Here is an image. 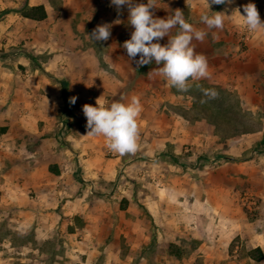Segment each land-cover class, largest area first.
<instances>
[{
    "label": "rangeland",
    "instance_id": "1",
    "mask_svg": "<svg viewBox=\"0 0 264 264\" xmlns=\"http://www.w3.org/2000/svg\"><path fill=\"white\" fill-rule=\"evenodd\" d=\"M61 1L54 0V7L58 9ZM105 1L107 9L115 7L111 0ZM241 1L245 5L255 4L264 21V0ZM134 3L146 4L147 0H134ZM94 5V0H81L77 7L95 12ZM27 8L25 5L22 12ZM240 13L243 15V9ZM232 19L230 30L237 28V32L227 33L233 42L239 43L238 54H249L254 49L264 53V30L249 32L243 27L239 30V14ZM93 20L96 23L98 16H93ZM32 26L29 23V27ZM57 26L50 31L52 39L66 42L69 49L78 50L80 46L75 45L79 44L80 33L76 26L72 24L70 31ZM92 31L89 27L82 34L85 48L91 44L88 36ZM44 36L41 33L37 40L43 41ZM245 37L249 39L244 41ZM258 43L261 49L257 47ZM98 49L104 53L103 46L99 45ZM17 52L20 56L35 55L28 53L19 42L8 50H0L1 57L9 62L12 60L7 56ZM73 53L71 51L74 57ZM44 55L41 50L38 58L42 59ZM8 76L16 87L14 83L18 79L13 77L14 74ZM60 79L58 76L57 81L51 82L59 84ZM215 90L219 93L217 99L201 103L207 97L196 89L193 108H177L193 122L210 120L214 124L213 134L209 127L197 124L194 139L186 140L178 157L173 154L174 146L170 143L165 142L163 154L157 155L153 150L155 136L161 132V121L152 115L148 116L151 122L150 135L146 138L148 143L132 156L109 151L105 138L99 136L97 145L92 148L93 156H96L93 165L104 169L103 176L94 178V184L91 180L84 183L89 186L88 191L99 193L92 220L76 218L58 222L50 219L22 224L0 214V264H264V258L257 260L259 252L251 254L260 249L264 255V126L261 125V112L240 110L235 96L218 87ZM12 96V92L6 94L2 104L9 117L16 112L10 107L15 98ZM71 96L74 97L73 93ZM75 110L72 106L70 116L63 112L57 120V139L64 153L62 159L69 155L67 145L71 142L67 135L87 130L84 113L83 121L77 120ZM69 123H75L78 128L69 130ZM168 124L166 119L162 121L165 134L171 129ZM257 130L263 132L259 139L254 134ZM144 136L140 132V140ZM8 144L0 142V150L5 151V155H0L1 161L9 167L8 173L24 178L27 184L28 164L33 158L25 150H32L37 143H13L14 149ZM145 148L148 152L142 156ZM56 159H38L36 167L42 178L45 179L43 168L47 165L52 172L59 167ZM28 195L36 199L35 192ZM171 245L177 249L170 248Z\"/></svg>",
    "mask_w": 264,
    "mask_h": 264
},
{
    "label": "crops",
    "instance_id": "2",
    "mask_svg": "<svg viewBox=\"0 0 264 264\" xmlns=\"http://www.w3.org/2000/svg\"><path fill=\"white\" fill-rule=\"evenodd\" d=\"M79 3L81 4V0H62L57 9L54 7V0H0V50H8L19 42L27 48L28 53L35 54L20 56L19 50L7 56L12 62L2 58L0 54V142L9 143L8 146L13 149V143H37L32 150H25L33 158L32 163L28 164L27 184L24 178L8 173L9 167L0 158V214L18 223L31 224L50 219L58 222L73 221L76 218L90 221L94 217V203L99 193L88 191L89 186L84 183L88 180L93 183L94 178L103 176L104 169L93 165L96 156H93L92 148L97 145L99 136H86L88 129L79 130L80 134L69 133L67 139L71 143L67 145L69 153L66 152L69 155H64L62 159L61 155L64 153L59 148L56 130L58 117L63 114L65 107L61 90L63 81L67 82L70 96L73 93L76 98L77 120L80 118L83 121L85 118L83 105L96 106L99 98L101 102L111 103L118 99L119 102L127 103L132 96H138L143 108L139 117L140 132L145 134L140 140L139 148L148 143L146 138L150 135L148 129L151 123L148 116L152 115L161 121V132L155 136L153 149L157 155L164 153L166 142L174 146L173 154L178 157L183 152V144L194 139L197 124L205 125L210 130L214 127L210 120L193 122L177 110L179 107L193 108L196 102L195 90H199L197 84L203 88L218 87L226 94L235 96L240 103V110H259L261 125L264 126V53H258L254 49L249 54H238L239 43L233 42L231 35L227 33L237 32V28L230 30L232 18L236 14L234 11L243 9L245 2L232 0L230 4H213L210 11L223 12L227 16L221 29H208L200 19L207 12L205 0H156L157 8L151 10L155 18H166L179 9L183 11L187 22L207 33L203 42L193 40L192 43L196 53L206 57L210 76L200 81H190L192 87L187 92H178L155 72L149 76L148 73L158 67L154 62L138 67L135 61L128 58L122 45L130 39L134 29L127 20V6L116 13L115 7L107 9L105 0H94L95 12H89L77 7ZM25 5L28 8L43 6L47 17L41 21L24 18L22 9ZM93 16L99 18L96 23ZM117 20L119 21L116 23ZM29 23L33 26L29 27ZM105 23L111 25L110 38L107 41H91L90 46L85 48L81 38L84 30L89 27L94 30ZM57 24V28L65 31H70L72 24L76 26L80 33L77 40L79 44L75 45L80 46L78 50L69 49L66 42L52 39L50 31ZM238 29L241 30L242 27ZM177 31L178 28L172 29V34ZM41 33L45 34L43 41L37 40ZM167 41L168 37H164L159 42L164 45ZM99 45L103 46L104 53L98 49ZM257 47L261 49V44L258 43ZM41 50L45 54L42 59L38 58ZM71 51H74V57L71 56ZM138 59L139 55L136 57ZM9 73L18 79L14 83L16 87L11 84ZM58 76L61 78L60 83L53 85L51 81H57ZM9 92L15 97V100H11L10 107L16 112L11 117L2 108L4 96ZM224 108L228 109L227 105ZM164 119L169 121L171 128L167 134L163 133ZM73 127L78 128L74 123L69 130L74 131ZM210 133L213 134L214 131ZM254 134L259 139L263 132L257 130ZM153 150L149 149L151 152ZM142 152V156H145L147 148L142 149ZM0 155H5V151L0 150ZM41 157L57 158L56 162L59 163L56 172L50 170V165L43 168L45 179L36 167ZM31 192H35L36 199L30 198L28 194Z\"/></svg>",
    "mask_w": 264,
    "mask_h": 264
},
{
    "label": "clouds",
    "instance_id": "3",
    "mask_svg": "<svg viewBox=\"0 0 264 264\" xmlns=\"http://www.w3.org/2000/svg\"><path fill=\"white\" fill-rule=\"evenodd\" d=\"M207 12L202 14L200 19L208 29H221L227 15L223 12H212L213 4H230L232 0H205ZM119 13L123 6L128 9V23L134 31L130 39L126 40L122 47L126 50L128 58L135 61L138 67L155 63L158 67L148 73L149 76L155 72L163 77L169 86L176 88L178 92H187L191 89L192 83L210 76L208 62L204 55L195 51L193 40L203 42L207 33L196 29L187 22L183 11L177 9L172 15L166 18H155L152 9L156 7V0H147V3H134V0H111ZM243 15L239 9L241 27L249 32L264 30V21L253 3L243 5ZM208 13H211L209 15ZM119 20L116 21V23ZM178 28L176 34L172 29ZM111 25H98L88 38L93 42L107 41L111 36ZM168 37L166 44L159 42ZM156 41V42H154ZM139 55V59L136 57ZM207 100L217 99L219 93L212 88H203L197 84ZM76 98L72 97L70 102L75 103ZM83 113L86 117L88 129L86 136H103L109 151L124 155H134L139 149L140 126L139 117L143 111L140 98L132 96L127 103L111 102L110 104L96 101V106L83 105Z\"/></svg>",
    "mask_w": 264,
    "mask_h": 264
},
{
    "label": "trees",
    "instance_id": "4",
    "mask_svg": "<svg viewBox=\"0 0 264 264\" xmlns=\"http://www.w3.org/2000/svg\"><path fill=\"white\" fill-rule=\"evenodd\" d=\"M22 16L24 18L30 19V20H37L41 21L44 20L47 17L46 11L43 6H38V7H33V8H27L25 11L22 12ZM61 90H62V95L65 101V107L63 108L62 111H64V115L70 116L71 114V108L72 106H75V104H72L70 102L71 96L68 94V88H67V82L63 81L61 82ZM56 172V171H55ZM170 248L172 249H177V247L171 245ZM255 252L260 253V257H258L257 260H261L264 258V255L262 254L260 249H256L251 252V254H254Z\"/></svg>",
    "mask_w": 264,
    "mask_h": 264
},
{
    "label": "built area",
    "instance_id": "5",
    "mask_svg": "<svg viewBox=\"0 0 264 264\" xmlns=\"http://www.w3.org/2000/svg\"><path fill=\"white\" fill-rule=\"evenodd\" d=\"M249 38L248 37H245V38H243V40L245 41V40H248ZM63 125V124H62Z\"/></svg>",
    "mask_w": 264,
    "mask_h": 264
}]
</instances>
